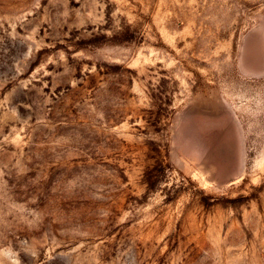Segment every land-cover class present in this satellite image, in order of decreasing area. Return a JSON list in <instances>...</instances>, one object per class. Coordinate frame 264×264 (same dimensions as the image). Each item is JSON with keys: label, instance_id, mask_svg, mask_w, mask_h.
Segmentation results:
<instances>
[{"label": "rangeland", "instance_id": "374dc122", "mask_svg": "<svg viewBox=\"0 0 264 264\" xmlns=\"http://www.w3.org/2000/svg\"><path fill=\"white\" fill-rule=\"evenodd\" d=\"M0 264H264V0H0Z\"/></svg>", "mask_w": 264, "mask_h": 264}]
</instances>
